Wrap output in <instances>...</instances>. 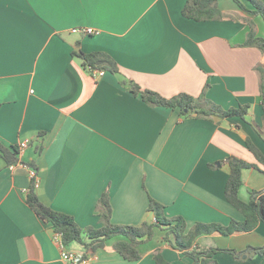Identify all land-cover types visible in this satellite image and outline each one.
Returning a JSON list of instances; mask_svg holds the SVG:
<instances>
[{
	"label": "crops",
	"instance_id": "obj_1",
	"mask_svg": "<svg viewBox=\"0 0 264 264\" xmlns=\"http://www.w3.org/2000/svg\"><path fill=\"white\" fill-rule=\"evenodd\" d=\"M186 2L0 0V143L21 146L18 163L0 154V264H71L53 228L27 203L33 177L42 202L81 227L102 225L97 203L106 189L116 224L152 221L151 197L167 216L184 217L187 230L197 222L245 219L225 186L231 157L263 168L247 139L264 153V51L244 45L250 30L244 18H253L260 36L264 18L235 0H219L222 17L195 21L183 15ZM81 27L97 32L72 31ZM81 51L110 55L120 74L98 69L104 74L94 76ZM130 81L167 98L205 90L225 109L249 105V111L245 119L185 118L179 108L148 104ZM242 179L246 202L264 189L261 169H244ZM115 241L77 264H156L158 250L172 264L194 263L160 229L140 245L138 260L114 250ZM197 242L244 253L237 259L220 251L214 264H264L259 253L249 255L264 246V222L249 232L203 234ZM67 249L83 253L77 242Z\"/></svg>",
	"mask_w": 264,
	"mask_h": 264
},
{
	"label": "trees",
	"instance_id": "obj_2",
	"mask_svg": "<svg viewBox=\"0 0 264 264\" xmlns=\"http://www.w3.org/2000/svg\"><path fill=\"white\" fill-rule=\"evenodd\" d=\"M219 0H187L183 15L195 21H206L219 19L222 17L221 10L218 7ZM238 5L251 15H261L264 18V0H247L252 5L248 8L243 0H235ZM244 21L250 26L247 38L244 42L246 46H256L264 51V36H260L256 31V23L251 17L244 18ZM83 64L90 71L95 69H104L112 73L120 74V68L117 62L108 54L101 51L90 53L79 52ZM103 62L99 64V62ZM261 71L260 93L262 96V106L264 110V68ZM122 83L127 84L124 80ZM132 92L142 98L150 105L166 106L170 108H179L181 114L187 118H205L214 119L215 117L227 118L240 116L246 118L249 111V105H240L239 107L223 108L214 101L208 99L204 92L198 97L188 93H180L167 98L163 95L148 89H143L138 83L130 81L128 83ZM264 117V115H263ZM247 146L254 153L258 162L263 166L260 168L258 163H251L238 157H231L230 175L225 186V196L227 200L235 206L245 216L242 221L232 219L230 224L197 222L187 230V222L182 216L169 217L165 214V206L155 198H150L148 211L152 212L154 219L152 221L144 220L141 224H116L112 222V206L110 202L109 189L101 195L97 203V211L102 225L100 227H81L74 216L54 210L46 205L39 198L36 192V179L32 178V183L26 195L28 205L46 224H50L56 234H59L66 247L77 242L83 247V258H88L96 253L100 248H105L106 242L116 238L113 249L119 252L128 260H138L142 257L140 245L151 240L156 230L164 231V240L170 245L183 251L186 255L193 258V264H214L216 260L214 255L220 251L233 253L237 259H241L244 253L232 249L223 248H203L197 238L203 234H212L220 232L224 235H230L235 232L252 231L260 222H264V189L252 193L250 201L246 202L239 196V190L243 183L242 172L246 168L255 167L264 172V153L248 138ZM20 145L6 146L0 143V154L10 164L19 162ZM37 172L35 164H30ZM259 253L264 257V246L254 248L249 251V255ZM156 264H172L168 261L160 250L154 255Z\"/></svg>",
	"mask_w": 264,
	"mask_h": 264
},
{
	"label": "built area",
	"instance_id": "obj_3",
	"mask_svg": "<svg viewBox=\"0 0 264 264\" xmlns=\"http://www.w3.org/2000/svg\"><path fill=\"white\" fill-rule=\"evenodd\" d=\"M73 32H79V33H84V34H94L97 32V30L95 28L92 27H81V28H73L72 29ZM94 73V76H99L104 74L103 70H92ZM56 239L58 241V244L61 247V255L62 257L67 260L68 262H70L71 264H77L80 262H85L87 260H89L90 258H83L82 254L76 253L74 251L68 250L67 247L64 245V243L61 240V237L59 234H56Z\"/></svg>",
	"mask_w": 264,
	"mask_h": 264
},
{
	"label": "water",
	"instance_id": "obj_4",
	"mask_svg": "<svg viewBox=\"0 0 264 264\" xmlns=\"http://www.w3.org/2000/svg\"><path fill=\"white\" fill-rule=\"evenodd\" d=\"M101 63H103L102 61L101 62H99V64H101Z\"/></svg>",
	"mask_w": 264,
	"mask_h": 264
},
{
	"label": "rangeland",
	"instance_id": "obj_5",
	"mask_svg": "<svg viewBox=\"0 0 264 264\" xmlns=\"http://www.w3.org/2000/svg\"><path fill=\"white\" fill-rule=\"evenodd\" d=\"M262 19H263V17H262Z\"/></svg>",
	"mask_w": 264,
	"mask_h": 264
}]
</instances>
